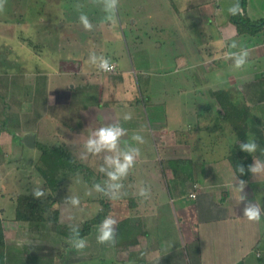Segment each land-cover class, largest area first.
Segmentation results:
<instances>
[{"label": "crops", "instance_id": "1", "mask_svg": "<svg viewBox=\"0 0 264 264\" xmlns=\"http://www.w3.org/2000/svg\"><path fill=\"white\" fill-rule=\"evenodd\" d=\"M67 1L73 5H67ZM155 1L149 10L137 2L135 18L131 17L132 10L125 9L124 20L121 16V20H116V17L114 23L104 21L105 13L98 0H43L40 3L43 6L59 4L63 9L61 15H66L63 20L59 13L53 16L47 13L46 21L60 18L55 21V26H45L53 35L39 38L37 52L26 53L27 57H14L22 58L20 74L11 72L1 78L6 81L7 98L1 100L7 103L4 105L7 109L3 110L4 114L0 111V156L4 155L0 160V178L3 173L15 172L18 167L15 164L24 160L26 150L27 160L32 159L35 169L40 167L41 173L45 172L43 177L46 176L54 189L45 184L46 195L36 199L31 192L39 188V183L30 179L25 182L14 180L12 184L1 181L0 220L9 256L5 264H26L27 257L32 255L37 259L36 264L47 263L45 256H39L40 251L31 249L27 254L25 246L32 243L33 235H37L38 240L33 244L41 247L42 236L50 232L43 230L46 220H52L56 223L54 226L57 221L60 225L75 222L73 216L68 218L66 215L71 209L63 208L62 200L51 192L66 186L77 195V180H74L81 172L69 170L67 166L63 169L62 165L57 170L55 161L61 157V152H65L74 162L84 166L83 171L99 172L102 157L88 154L84 142L92 130L117 120L128 130V137L139 132L146 142L138 145L141 155L137 157L134 170L123 180L124 191L128 194L117 200L103 198L109 207L108 216L118 222L116 230L121 228L116 243L105 247L113 254L105 261L112 264H264V212L258 222L243 216L248 202L257 203L264 209V172L255 176L248 170L254 159L264 162V154L259 150L249 154L239 147L240 142L255 139L264 148V28L255 34L240 35L228 13L235 0H201L197 14L205 21L185 28L179 20L190 16L186 3L191 1L176 0L177 4L173 5L175 0H165L174 15V24L170 19L160 28L167 36L166 42L186 40L185 44L191 45L189 42L195 29L198 30L197 37L204 35L205 39L193 37L194 53H189L188 49L173 55L175 62H180L183 68H193L194 74L188 79L192 87L185 88L184 93H199L202 105L200 113L196 109L189 112L183 104L184 115L174 111L172 114H150L148 109L160 106L155 107L158 102L150 97L146 105L142 101L144 93L138 99L133 70L125 62L121 40L124 38L127 48L132 45L135 51L145 48L143 44L136 46V42L145 38L143 30L147 21L160 13V1ZM168 9L166 17L171 14ZM81 13L87 14L92 22L91 31H86L80 24ZM244 14L253 22L264 20V0H247ZM118 22L124 30L123 36L119 33ZM233 43L237 45L235 49L231 48ZM241 47L247 48L250 55L243 68L235 69L226 56L229 51H238ZM93 52L110 58L117 66L116 71L103 72L91 65L88 60ZM34 59L40 61V66L33 69L34 77L27 80L26 64ZM148 87L147 95L153 90L151 84ZM166 90L169 88L158 92ZM219 92L224 105L216 95ZM159 103L166 110L163 102ZM125 113L132 114L130 121H123ZM190 113L193 120L191 125L188 122L186 129L185 120L189 121ZM36 153H40L39 160L32 156ZM32 163L26 165L30 170ZM179 164L181 166L177 167ZM239 165L245 168L243 174L236 171ZM47 172L58 175L52 177ZM239 180L246 182L242 193L237 187ZM91 182L87 181L88 185L84 184V187L88 188ZM142 186L150 187L147 198L133 195ZM193 194L195 197L191 196ZM241 195L245 196L244 201H240ZM22 196L23 200L18 202ZM89 198L88 195L86 205H90L93 212L92 206L96 202ZM174 200L180 205V216ZM186 200L194 204H188ZM19 214L28 218L20 220ZM165 214L169 220L162 217ZM96 215L98 213L90 220ZM34 221H38L36 233L31 232L27 224ZM180 221L187 238L181 231ZM86 222L88 219L82 220L83 224ZM97 226L92 227L86 240L97 233ZM19 245L24 247L18 252ZM163 245L165 247L161 248ZM74 250L71 247V253L77 255ZM114 250L121 258L113 257ZM87 259L86 262L95 264L94 256Z\"/></svg>", "mask_w": 264, "mask_h": 264}, {"label": "rangeland", "instance_id": "2", "mask_svg": "<svg viewBox=\"0 0 264 264\" xmlns=\"http://www.w3.org/2000/svg\"><path fill=\"white\" fill-rule=\"evenodd\" d=\"M42 1L43 0L41 1H38V0H6L4 11L0 12V111L2 110L3 114H4V111H6L7 109L6 107H4V105H7V103L2 101L3 99L7 98V94H6L7 88H6L5 79H1V78H4L8 73H11V72H16L19 74L21 72L20 65L22 64V61H21L22 58L17 60V59H14V57H16V55L27 57L26 53L29 55L32 52H35V51L37 52L39 38H41V36H44V39H45L46 36L48 37L49 35L51 36L53 35V33H51V30L45 29L46 28L45 26L47 24H50L51 26H55V24L57 23L55 21H57L60 18L64 20L63 16L66 15L65 13L64 15L63 13L61 15L60 12H62L63 9L61 8L59 4H58L59 7L51 6L48 4L46 6H43L42 4H40ZM152 1L153 0H120L118 12L116 14V17H117L116 20H121V18L122 20H124L125 9L127 11L132 10L133 13L131 17L135 18V15H136V13H134L135 4L143 3L145 9L146 8L148 9L150 6H152ZM157 1H160L159 3L160 6H158L160 7L159 9L160 13H158L156 17L154 16L153 18H150L147 21L146 27H144V30H143L145 38H139L136 42V46L143 44L145 48L141 51L139 50L135 51L132 45L129 46L130 48H127L124 38H122L121 40L123 44L122 46L125 48V56H126L125 62H127L128 68L133 70V75L135 79L134 84L137 89V94H139L138 99H140V96H142L144 93L145 96H143L142 101L145 102L146 105L147 103H149L148 102L149 97L154 102H158L159 105L156 103L157 105H155V107L156 106H160V107H158V109L156 108H152L151 110L148 109L150 114L151 113L153 114V112H158V113L168 112L172 114V111H174V113L176 112V114L181 113L184 115L186 114V112H184L182 108L183 104H185L189 112L191 109H196L200 113L199 107H201L202 105V99L200 98L199 93H197V95H195V93L193 94L184 93L185 88L192 87L188 79H190L189 77L190 75L194 74V70L191 66L189 67V69L183 68L184 66L181 65L180 62L179 63L175 62L173 55L177 51L182 52L188 49H189L188 50L189 53H194L195 48L193 44L195 42V39L200 38V37H203L201 39H205L204 35H200V37H197L199 36L198 34L196 35L198 30L195 29L194 31L191 30L193 32V37L195 38L193 40V37H192L191 41L189 42L191 45L185 44L187 43L186 40L184 41L182 40L181 42H174V43L172 40H168V42H166L167 36L164 33V31L160 30V28L162 27L161 26L162 24L170 21V19H172V22L174 24V21H173L174 15L172 13V10L168 9L169 5L165 4L166 2L165 0H156L155 3ZM190 1L191 2L186 3V7H187L186 10H188L189 13H191L190 14L191 17L187 16L184 20L182 19L179 20V22L182 23L181 26L185 28L190 25L192 27L193 23L195 22L199 24L200 22L205 21L204 17H200V14H197L198 9H199L198 7L200 6L201 0H190ZM162 3L163 5H161ZM172 3L173 5H176L177 1L176 0L174 2L172 1ZM67 5H69L68 1H67ZM153 5L156 8H158L156 4H153ZM189 8L192 10H189ZM167 9L168 11H171V14H169L170 15L169 17H166L168 15L166 14ZM47 13L51 16L55 15L56 13L57 14L59 13L61 17L57 19L51 18V21H46L48 20V17H49ZM118 27H119L120 35L123 36L124 30H121L119 22H118ZM147 32H151V33L147 34ZM173 39L177 40L175 39L174 35H173ZM160 44H161V47H160ZM209 65L211 64L209 63L208 66ZM38 66H40L39 60H37V62L35 61V59L28 61V63L26 64V67H28L27 68L28 71L26 73L27 80L29 78L34 77L35 72L33 69H35ZM183 81H184V84H183ZM149 84H151L153 90L151 94L147 95L145 92H149L147 90V88H149L148 87ZM166 87L169 88V90H166V92H162V93L158 92ZM139 91L142 94H140ZM159 102H163L164 106L166 107V110H164V108H161L162 104ZM176 114H173V115H176ZM0 115H1V112H0ZM151 117L152 116H150V119ZM189 117H190L189 121L188 119L185 120L186 129L188 128L189 123L190 125L192 124L193 119H192L191 113ZM26 152L27 151L25 150L24 160L19 161L18 163L15 164L16 166H18L15 168V172L8 173L7 175L6 173H3L4 175L2 174L3 177L0 178V183L1 181H5V183L8 182L12 184L14 183V180H17L18 182H25L30 179L34 181L35 183H39L38 184L39 188L43 189L44 185L47 184L49 189L50 187L51 189H54L51 183L47 180L46 176L43 177V174L45 172L44 173L42 172L43 173L42 174L40 167L39 168L36 167L37 170L40 172L39 173L35 169V164L31 162L32 159L31 161L27 160L26 157H28L27 156L28 154ZM39 155L40 153H36V155H32V156H37L39 160ZM3 156H0V160L1 159L3 160ZM7 159L9 160V158H6V160ZM50 161H51L50 159H47L48 164H51ZM55 162H54L55 167H58L57 170L60 168L61 165L63 166L62 167L63 169H64V166L66 167V160L64 158L60 159L59 157L57 161ZM180 162L181 161H177V163H180ZM28 163L33 164L31 170H30V167L26 166L28 165ZM181 163L185 164L184 162H181ZM176 166L180 167L181 165L179 164ZM86 172L87 171H81L80 174H78L77 179L74 180V181L77 180L75 184L76 185L75 189H78V191H76L77 195H75L74 191L73 193H71L70 192L71 190L67 188L66 186H63L62 189L60 188L61 190L57 189L58 191L55 190L54 192L53 191L51 192V193H54L55 198L57 199L59 198L60 200H62V203L64 204L63 208L71 209L68 212H66V215L68 216V218L70 217V215L71 217L73 216L75 222L72 225H68V224L60 225L59 221H57V226H58L57 227V226H54L56 223H52V220L44 221L43 230H46V231L50 230V232H48L47 236H44V237L42 236L41 241H44V242L40 245L41 246L40 248H37L39 245L34 246L35 244L33 243L38 240V237L37 235H33L32 238L34 239L31 240L32 243L28 246H25V249H27L26 250L27 254H29V252L31 253L32 251L31 249H35L37 250V252L40 251L39 256L41 258L45 256V258L47 259V263L44 262L45 264H55L56 262L57 264H71V263L72 264H77V263L78 264H92V263L86 262L88 261L87 258H90L92 256H94L95 264H112L109 261H105V259L108 258L109 255L112 256L113 254L108 252V249L105 248L107 247V244L102 245V244L97 243L96 241L97 233L93 237H91L89 240H87V247L83 249V251H77L78 252L77 255L74 253H71V245L67 243L68 236H65L62 234L63 231H66V228L70 230L71 226H79V228L82 229L83 228L82 220L88 219V221H90V219L95 214L97 213L99 214V212H104L106 210V205L102 203L104 201L103 199L104 196L96 192L93 188L94 184L102 182V180H105L106 177L101 172H92L93 177L91 180L92 181L91 185L88 188H86L84 187V184L88 185V183H86L87 181L86 182L84 181L85 180L84 177L87 174ZM47 173H49V176H52V177L58 175L53 172H47ZM38 181L40 182L42 181V183ZM89 192H91V195H89L90 197L89 200H91L92 202H96L95 204H93L94 206H92L94 209L93 210L94 213L89 208L90 205L88 206L86 205V198L88 196L87 193ZM72 194L80 198L79 207H72L71 205L64 202L66 197L72 196ZM20 198L21 197L17 199L18 202L20 200H23V196L21 199ZM91 201L89 203H91ZM97 201H99L100 204ZM168 202H170L169 198H168ZM185 202H187L188 204L190 203L194 204V202L191 200H186ZM173 204L175 205V210L180 216L181 215L180 205L178 204L176 200H174ZM166 206L167 205H165L163 208L164 213L166 212V209H165ZM63 216L64 218H67V216L65 215ZM162 217L166 218V214L165 216H162ZM169 218L170 217L166 219L169 220ZM59 219H60V216H59ZM37 222L34 221V223H30V222L27 223L28 227L31 229V232L34 231L36 233L38 231V227L36 226L38 224H35ZM180 223L183 227L181 231L184 237L187 238V233H185L184 224L182 223V221H180ZM23 247L24 246L19 245L18 252L22 250ZM93 247H95V250L93 249ZM164 247L165 245L161 246V248H164ZM5 250H6V247H5ZM113 252H114L113 257H115L116 259L121 258L120 254H118V256L116 255L117 250L116 251L114 250ZM60 255H62V257H59ZM6 258L7 260L9 258L7 254H6ZM6 258H5V262H6ZM27 258L28 259L26 260V264H30V263L36 264L37 263V259L35 255H32L30 258L28 256ZM52 259H54V262L52 261ZM127 264H133V263H127Z\"/></svg>", "mask_w": 264, "mask_h": 264}, {"label": "clouds", "instance_id": "3", "mask_svg": "<svg viewBox=\"0 0 264 264\" xmlns=\"http://www.w3.org/2000/svg\"><path fill=\"white\" fill-rule=\"evenodd\" d=\"M98 2L102 5V10L105 13L103 18L104 21L114 23L120 0H98ZM5 3L6 0H0V12L4 11ZM228 13L232 16L244 14V9L241 6L240 0H235V3L228 8ZM79 22L86 31H91L93 29V24L87 14L81 13ZM236 47L237 45L235 43L231 45L233 49ZM249 55V50L241 47L238 51H229L226 58L232 61V66L235 69H241L247 64ZM88 62L103 72L114 71L116 67L110 58L102 55L97 56L94 52L90 53ZM122 119L125 122L130 121L132 119V114L125 113ZM124 137H128V130L117 120L116 122L104 124L92 130L83 145L88 154L102 157L103 164L100 166L99 172L104 174L106 179L100 183L94 184L93 188L96 192L109 200H117L120 199L121 196L128 194L124 191L125 185L123 180L134 170L137 157L141 155L138 145H143L146 142L144 136L139 132H133L131 136L128 137L127 141H123ZM239 147L241 151L249 154H254L258 150L264 154V148H261L256 143L255 139H247L244 142H240ZM248 170L253 175L257 176L264 172V162L254 159V163L249 166ZM236 171L243 174L245 168L243 165H239ZM245 184L246 182L244 180H239L237 187L240 193L243 192ZM31 194L36 199H41L46 195L42 188H34ZM88 195H91V192H89ZM133 195L147 198L150 195V187L142 186L138 193H134ZM244 200L245 196L241 195L240 201ZM64 202L72 207H79L80 198L72 195L66 197ZM262 212H264V209H262L259 204L248 202L243 209V216L249 221L258 222ZM117 223V220L112 216H105L104 219L101 220L97 226L96 241L98 244L114 245L116 243ZM67 243L77 251H83V249L87 247V240L81 237L79 226L70 227V235L67 238Z\"/></svg>", "mask_w": 264, "mask_h": 264}, {"label": "trees", "instance_id": "4", "mask_svg": "<svg viewBox=\"0 0 264 264\" xmlns=\"http://www.w3.org/2000/svg\"><path fill=\"white\" fill-rule=\"evenodd\" d=\"M240 3H241L242 8L245 10L247 0H240ZM231 21L237 26V30H238V33L240 35L247 34V33L248 34H255V33L260 32L264 28V20L253 22L245 14L232 16ZM216 95H217L219 101L223 104V99L221 98L222 93L219 92V93H216ZM225 109L228 110L227 107H225ZM41 148H44V147L42 146ZM61 153H62V155H61L60 159L64 158L66 160V166L69 170L77 172V171H83V169H85L83 165L74 162V160L71 159L68 156V154H66L65 152H61ZM234 160H235V157L232 158L233 162H234ZM86 173L87 174L85 175L84 179L86 181L90 182L93 175L89 171H87ZM102 203L104 205H106V210L104 212H100L97 216H95L94 219L83 224V228L80 229L81 237H83V238L87 237L91 233L92 227L95 225H99L101 220H103L105 216H108V213H107L108 208H109L108 204H105V202H102ZM26 218H28V217H26V215H22V214L20 215L19 214V216H18V219H20V220L25 221ZM120 229L121 228L119 226L118 231H117L118 236H119ZM62 234L69 237L70 230L68 228H66V231H63ZM5 247H6V237H5V233H4L2 220H0V264H5V258H6Z\"/></svg>", "mask_w": 264, "mask_h": 264}, {"label": "built area", "instance_id": "5", "mask_svg": "<svg viewBox=\"0 0 264 264\" xmlns=\"http://www.w3.org/2000/svg\"><path fill=\"white\" fill-rule=\"evenodd\" d=\"M116 66V65H115ZM116 69H117V66L115 67V70L114 71H111V72H109V73H112V72H115L116 71ZM192 197H195V195L193 194V195H191ZM258 256H260V255H258Z\"/></svg>", "mask_w": 264, "mask_h": 264}]
</instances>
